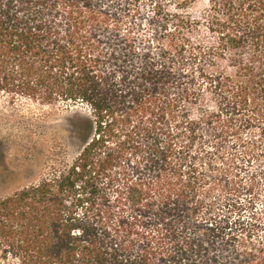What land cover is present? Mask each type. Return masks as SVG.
Wrapping results in <instances>:
<instances>
[{
  "label": "trees",
  "instance_id": "1",
  "mask_svg": "<svg viewBox=\"0 0 264 264\" xmlns=\"http://www.w3.org/2000/svg\"><path fill=\"white\" fill-rule=\"evenodd\" d=\"M0 96L81 108L2 264H264V0H0Z\"/></svg>",
  "mask_w": 264,
  "mask_h": 264
},
{
  "label": "rangeland",
  "instance_id": "2",
  "mask_svg": "<svg viewBox=\"0 0 264 264\" xmlns=\"http://www.w3.org/2000/svg\"><path fill=\"white\" fill-rule=\"evenodd\" d=\"M80 109L25 101L12 105L0 96V201L77 157L80 145L71 133L79 129Z\"/></svg>",
  "mask_w": 264,
  "mask_h": 264
}]
</instances>
